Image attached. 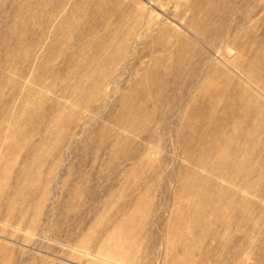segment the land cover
<instances>
[{
  "label": "rangeland",
  "instance_id": "374dc122",
  "mask_svg": "<svg viewBox=\"0 0 264 264\" xmlns=\"http://www.w3.org/2000/svg\"><path fill=\"white\" fill-rule=\"evenodd\" d=\"M0 264H264V0H0Z\"/></svg>",
  "mask_w": 264,
  "mask_h": 264
},
{
  "label": "bare ground",
  "instance_id": "6f19581e",
  "mask_svg": "<svg viewBox=\"0 0 264 264\" xmlns=\"http://www.w3.org/2000/svg\"><path fill=\"white\" fill-rule=\"evenodd\" d=\"M203 113H204V111H203ZM177 223H179V224L175 223V224L170 226L169 233L171 234V237L175 239L174 241L179 245H181L183 243H187L188 241H195L201 235H204L203 233L200 232V228H197V230L194 233L189 235V238L185 239L184 237H180L178 229L182 223L181 222H177ZM187 231H188V228H187ZM172 247H173V245H172Z\"/></svg>",
  "mask_w": 264,
  "mask_h": 264
}]
</instances>
